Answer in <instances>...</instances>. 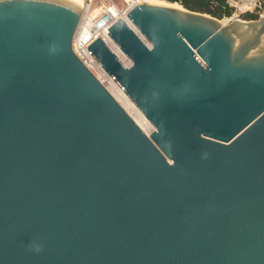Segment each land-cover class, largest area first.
Listing matches in <instances>:
<instances>
[{
    "label": "water",
    "instance_id": "water-1",
    "mask_svg": "<svg viewBox=\"0 0 264 264\" xmlns=\"http://www.w3.org/2000/svg\"><path fill=\"white\" fill-rule=\"evenodd\" d=\"M138 3L72 52L70 0H0V264H264V17ZM35 246L42 250L36 252Z\"/></svg>",
    "mask_w": 264,
    "mask_h": 264
},
{
    "label": "built area",
    "instance_id": "built-area-1",
    "mask_svg": "<svg viewBox=\"0 0 264 264\" xmlns=\"http://www.w3.org/2000/svg\"><path fill=\"white\" fill-rule=\"evenodd\" d=\"M141 2L144 1L121 0V3L117 4L113 0H83V7L80 9L81 14L70 44L77 60L102 86L111 77L92 57L91 51L87 47L101 35L103 38L101 41L118 58L114 50L118 49L120 51V49L108 36V29L118 19L123 20L126 24L127 22L129 23L127 14ZM224 6L231 9L230 14L223 18L227 21V25L235 20L242 21L241 19H243L245 14L255 16L256 20L264 17V0H224ZM126 60L128 61V59ZM120 61L123 63L122 60Z\"/></svg>",
    "mask_w": 264,
    "mask_h": 264
},
{
    "label": "bare ground",
    "instance_id": "bare-ground-1",
    "mask_svg": "<svg viewBox=\"0 0 264 264\" xmlns=\"http://www.w3.org/2000/svg\"><path fill=\"white\" fill-rule=\"evenodd\" d=\"M74 2L78 7L81 9L83 6V0H70ZM144 3H150L155 4L159 6H167L171 7L173 9L177 10H183L181 4L179 5L176 2H169L167 0H143ZM218 24H220L221 27L227 26V21L225 19L217 20ZM238 21V20H235ZM240 23L244 24L245 21H239ZM127 25L130 26L131 29L136 33V35L142 40V42L148 44L142 35H140L134 26H131L128 22ZM261 42L264 44V34L261 36ZM115 54L118 56L120 60L123 61V64L125 66L129 65V62L124 59L125 56L120 52L118 49L114 50ZM106 91L111 95V97L114 99V101L123 108V110L126 112V114L130 117V119L138 125V127L141 129V131L148 137L151 132L155 130L152 123L148 122V120L145 118V116L141 113V111L138 109L137 106H135L131 100L127 97V95L120 89L119 86L113 81L112 78H109L107 82L103 85Z\"/></svg>",
    "mask_w": 264,
    "mask_h": 264
},
{
    "label": "trees",
    "instance_id": "trees-1",
    "mask_svg": "<svg viewBox=\"0 0 264 264\" xmlns=\"http://www.w3.org/2000/svg\"><path fill=\"white\" fill-rule=\"evenodd\" d=\"M176 2L179 5L192 12L206 13L210 16L221 18L227 17L231 9L224 6V0H167ZM248 16V17H247ZM243 19L255 20L256 17L251 14H245Z\"/></svg>",
    "mask_w": 264,
    "mask_h": 264
},
{
    "label": "rangeland",
    "instance_id": "rangeland-1",
    "mask_svg": "<svg viewBox=\"0 0 264 264\" xmlns=\"http://www.w3.org/2000/svg\"><path fill=\"white\" fill-rule=\"evenodd\" d=\"M115 3H117V4H120L121 3V0H113ZM204 14H206V13H204ZM206 15H208V14H206ZM208 16H210V15H208ZM210 17H213V16H210ZM248 17V16H247ZM215 19H217V20H222L224 17H221V18H217V17H214ZM242 21H246V19H241ZM256 20V19H255Z\"/></svg>",
    "mask_w": 264,
    "mask_h": 264
},
{
    "label": "clouds",
    "instance_id": "clouds-1",
    "mask_svg": "<svg viewBox=\"0 0 264 264\" xmlns=\"http://www.w3.org/2000/svg\"><path fill=\"white\" fill-rule=\"evenodd\" d=\"M34 250H35L36 252H40V251L42 250V248H41L40 246H35Z\"/></svg>",
    "mask_w": 264,
    "mask_h": 264
}]
</instances>
